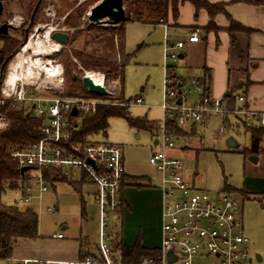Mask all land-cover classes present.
Here are the masks:
<instances>
[{
    "label": "rangeland",
    "instance_id": "1",
    "mask_svg": "<svg viewBox=\"0 0 264 264\" xmlns=\"http://www.w3.org/2000/svg\"><path fill=\"white\" fill-rule=\"evenodd\" d=\"M0 2L4 7L0 26L11 24L14 29L9 30V36L19 42L14 56L25 47L23 45L26 39L29 42L35 34L41 39L48 29H54L53 33L68 34L69 40L65 45L59 44L61 46L59 52L45 57L46 60H56L64 67L67 94L69 90L72 91L70 74L74 70L78 69L81 72L77 75L81 82L85 73H106L115 64L114 62L119 67L123 62L127 63L123 82L121 76L117 80L110 78L111 80L107 82L112 94L107 97L108 102L122 108L128 107L127 112L133 119L145 120L155 125L157 129L151 134L145 130L131 128L123 118L113 117L108 121L106 134L91 136L90 141L123 146L127 174L141 185L161 187L162 175L150 164V158L153 151L160 149V146H155V142H162L159 128L162 127L165 119L162 105L166 89V67H175L176 74L185 81L181 91L185 94L187 98L185 104L189 107H193L200 100L201 92L193 84V79L190 80L191 72L185 66L184 60L178 59L177 62H172L165 57L164 26L131 22L134 21L136 12L143 8L145 0H123L125 22L117 26L89 22L88 16L91 10L102 0H0ZM122 28H125V33L122 32ZM38 29L40 32L36 31ZM168 35L170 41L176 42L182 39L181 33L174 30H169ZM51 42L56 44L54 40ZM3 46L0 40V49ZM173 52L181 54L179 50H171L169 54ZM26 56H32V51L28 50ZM98 58L110 61L108 63L110 66L88 69L83 64L90 59L95 61ZM5 68H1L0 77L4 73L7 75ZM179 80V78L174 80V84ZM92 98L101 99L100 96ZM137 99L142 100L141 105L135 104ZM121 101H125L124 104ZM222 107L224 113L213 114L204 123H197L198 125L194 127H190L191 125L184 127L183 136L175 139V147L168 154L180 160L186 170L185 181L198 190L213 195L223 193L226 187L240 190L242 193L261 191L256 189L264 186L263 180L256 179L259 177H255L249 171L252 167L261 168V163L257 162V166H254L255 163L249 160V156L245 157L241 154L250 148L251 132L245 127L241 118L234 115L233 110H226L225 105ZM231 139L239 144L237 149L229 148ZM78 180L79 174H75L74 181ZM95 194L96 187L93 184L58 183L55 189L43 194L40 204L23 206L18 203L19 192L6 190L2 198L3 204L18 206L21 209L33 208L37 213L39 237L35 240L20 241L12 257L0 261V264H16V261L24 259L77 261L81 243L86 245L87 241L94 245L98 243L99 206ZM231 195L243 204L245 227L243 234L250 240L249 258L245 264H264V206L262 205L264 199L249 200L251 196L239 193ZM45 207H55L57 211L49 212ZM156 219L150 218L143 223L138 222L136 218L130 219V223H127V238L137 237L140 228L148 222L158 227L160 222ZM58 233H63L65 239H54V235ZM150 234L153 247H159L160 229L151 230Z\"/></svg>",
    "mask_w": 264,
    "mask_h": 264
},
{
    "label": "built area",
    "instance_id": "2",
    "mask_svg": "<svg viewBox=\"0 0 264 264\" xmlns=\"http://www.w3.org/2000/svg\"><path fill=\"white\" fill-rule=\"evenodd\" d=\"M164 28L165 57L172 62H177L179 55L174 52L169 54L171 50H181L186 44H198L201 40L199 31L195 30L189 33L185 42L171 43L169 28L167 25ZM14 58L15 56L7 64V74ZM43 63L61 68L51 82H44V73L37 81L18 80L6 91L7 75L0 77V132L8 130L11 124L7 114L2 111L8 103L45 120L38 129L42 135L39 142L27 149L10 150L12 159L21 170L29 168L22 175L23 182L17 190L20 194L18 203L31 206L41 202L43 194L52 189L44 175L47 170L60 173L72 181L74 175L79 174L76 182L96 187L95 200L100 213L98 251L96 257H89L84 261L24 259L16 261V264H126L122 261L121 252L114 243L115 235L110 228L113 219L120 218V211L124 207V148L106 142L88 141L84 145L71 143L72 132L82 120L94 115L100 105L110 102L105 101V98L67 97L62 64L52 59L44 60ZM171 72L167 66L162 105L165 117H176L179 125L185 126L201 123L204 118L225 112L221 101L212 98H203L195 106L189 107L185 104V94L182 91L179 94L178 84H174ZM98 74L102 79L101 85L110 93L106 76ZM193 84L196 88H201L198 82L193 81ZM239 100L243 101V98ZM135 104L141 105L142 100H135ZM74 109L77 110L76 117L72 116ZM233 113L236 117H241L245 127L249 129L264 128V113L245 109L235 110ZM75 122L78 127L74 126ZM159 130L162 142L158 141L160 149L151 155L150 164L162 175L160 264H169V253L176 256V261L172 264H245L249 258L250 241L243 234V204L231 194L213 195L186 182L182 163L168 154L175 147V139L167 131L165 122ZM89 160L94 165L89 164ZM46 210L54 212L57 208L48 207ZM54 238L63 240L64 234L59 233ZM141 264L151 263L143 260Z\"/></svg>",
    "mask_w": 264,
    "mask_h": 264
},
{
    "label": "trees",
    "instance_id": "3",
    "mask_svg": "<svg viewBox=\"0 0 264 264\" xmlns=\"http://www.w3.org/2000/svg\"><path fill=\"white\" fill-rule=\"evenodd\" d=\"M184 3H190L191 5H193L196 8L197 12H199L200 10H205L212 20L216 15L225 13V5L211 4L206 0H145L143 8L136 12V17L134 21L131 22H137L152 26H168L169 14L172 13L173 18L177 19L179 17L180 7ZM255 3L262 2L257 0L255 1ZM122 29V32L125 33V28ZM205 30L216 31L217 27L212 21L207 26V28H205ZM229 31L233 36L236 31H246V29L239 24L232 22ZM0 40L4 44L3 48L0 49V62L3 64L5 61L9 62L14 57L19 42L12 36L4 37L0 35ZM101 62L104 64H102ZM109 62L110 61H107L105 59L98 58L95 61L90 59V61H86L83 64L88 69L91 67H96L94 69H97L109 67ZM114 63L115 64L112 65L111 69H109L106 73H100L104 74L107 80H111L110 78L117 80L121 76L123 82L124 68L127 63L123 62L121 67H119L116 62ZM169 69H171L172 71L170 73L171 78L173 80H177L178 78L175 74V67H169ZM79 73L81 72H79L78 69L71 72L70 83L72 86V91L69 90L67 97H96L89 94L78 79H74V75H79ZM197 82L202 88L200 100H202L203 98H211V72L208 69H205L204 76ZM177 84L178 91L180 92V86L183 84ZM71 86L69 87V89H71ZM105 99H107L105 101H109L108 98ZM124 102L121 101L122 104H124ZM128 109V107L122 108L121 106L113 104L100 105L94 115L86 116L80 123L79 127L77 126L78 128L73 130L71 143H81L82 145H84L88 141H90L91 136L100 133L106 134L108 121L113 117H120L125 119L131 128L145 130L151 134H154L155 130L157 129L155 125L145 120L133 119L130 116L129 112H127ZM2 111L3 113L7 114L11 122L8 130L0 132V261H5L12 257L15 247L20 241L35 240L39 237V218L33 208L21 209L18 206H7L3 204L2 198L6 190L10 189L13 191H17L20 188V184L23 182L21 168L11 157V148L27 149L39 142L42 138V135L39 133L38 129L40 126H42L45 120L44 118L34 117L33 115L26 113L23 108H17V106H14L10 103L6 104L2 108ZM209 118L210 117L204 118L201 124ZM164 122L167 131L176 140L180 139L183 136L182 134L184 133V127H187L188 125H191L190 127L198 125L196 123H191L185 126H181L179 125L176 117H165ZM249 130L252 135L251 145L250 148L246 149L241 154H243L245 157H250L264 153V128ZM69 147L71 148V145ZM44 175L46 177V182L48 184L51 183L52 189H55L58 183H79L65 178L60 173L49 172L48 170L44 172ZM123 186L125 188L130 186L138 188L146 187L134 181L133 177L127 176L124 177ZM234 192H238V190H235L231 187H226L223 191V193L227 194H232ZM243 195L246 196V194L244 193ZM119 216L121 217V214H119ZM118 219L119 218H117L116 220L118 221ZM114 235V243L117 245L118 250L121 252L123 263L141 264L143 260H146L151 264H160L161 252L159 249H147L142 247V242L139 238L137 239V242L133 247H123L120 239V233H118V231L116 230ZM96 256V254H89L79 251L78 260L84 261L89 257Z\"/></svg>",
    "mask_w": 264,
    "mask_h": 264
},
{
    "label": "crops",
    "instance_id": "4",
    "mask_svg": "<svg viewBox=\"0 0 264 264\" xmlns=\"http://www.w3.org/2000/svg\"><path fill=\"white\" fill-rule=\"evenodd\" d=\"M206 1L211 4L225 5V13L216 15L212 20L205 10L197 12L193 5L184 3L180 7L179 17L177 19L173 18L172 13L169 14L168 18L169 30L180 32L182 35V39L176 42H185V38L189 33L195 30L199 31L201 40L198 44H186L183 49L179 50L181 52L180 55L184 56L181 60H184L185 66L190 69V80L193 79V81L197 82L204 76L205 69H208L212 75L210 93L212 99L220 100L222 106L225 105L226 110L235 111V109H245L264 113V0H259L262 3H255L257 0ZM212 21L216 25L217 30H205ZM232 22L239 24L245 28L246 31H236L232 36L229 31ZM171 41L172 43H176L173 40ZM176 76L180 79L178 83L183 84L180 86L182 88L185 81L177 74ZM197 89L202 93V88ZM233 95H235L234 98L232 97ZM239 98H243V101H240ZM154 152L155 151H153V153ZM256 157H259L257 162L261 163V168L252 167V170L249 171L255 177H259L256 179L263 180L264 182V153ZM257 162L254 166H257ZM126 176L131 177L127 172ZM247 185L248 184H246V186ZM150 187L138 188L130 186L126 187L124 190V207L120 211L121 217H118V221L116 220L117 218H114L110 227L113 234L116 230L120 233L123 247H133L137 242V238L141 239L142 247L144 248L159 249L161 246L160 243L159 247H153L151 244L150 231L160 229L161 242L163 196L160 185L157 188ZM256 190L261 191H256V193L247 191L244 194L248 197L251 196L249 198L247 197L249 200L257 198L263 200L264 186ZM240 192L241 191L238 190V192L234 193L243 195V193ZM142 193H144V195ZM42 197H44V195ZM41 200H43V198ZM40 203H36L35 205ZM262 205L264 206V204ZM45 208L47 209L48 207ZM132 218L138 219V222L141 223L149 221L150 218H157L156 221H159L160 224L156 227L157 225L148 222L140 228L137 237L135 236L134 238L128 239L126 231L127 223H130L129 220ZM242 220L244 221V218H242ZM64 229H66V227H64ZM87 242V245L81 243L79 247L80 252L96 254L98 251V243L94 245L89 241ZM74 261L76 260H65V262Z\"/></svg>",
    "mask_w": 264,
    "mask_h": 264
},
{
    "label": "bare ground",
    "instance_id": "5",
    "mask_svg": "<svg viewBox=\"0 0 264 264\" xmlns=\"http://www.w3.org/2000/svg\"><path fill=\"white\" fill-rule=\"evenodd\" d=\"M53 31L54 29H48L42 39L40 36L37 37L36 34L33 35L28 44L15 56L10 64L7 78L5 80L6 91H8L7 89L11 88L18 80L37 81L39 77L45 73L46 79L44 82L46 80H50L51 82L53 81V78L57 76V72L61 68L55 66L51 67L50 65H44L43 63L44 59L46 60L45 57H49L53 55V53L59 52L61 49L59 44L51 42V34ZM28 50L32 51V56H26ZM88 76L92 78L95 84H102V79L99 74L91 72L88 73Z\"/></svg>",
    "mask_w": 264,
    "mask_h": 264
},
{
    "label": "water",
    "instance_id": "6",
    "mask_svg": "<svg viewBox=\"0 0 264 264\" xmlns=\"http://www.w3.org/2000/svg\"><path fill=\"white\" fill-rule=\"evenodd\" d=\"M3 8H4L3 3L0 2V17H2L3 15ZM88 20L92 24L109 23L114 26H117L118 24L125 22V9H124L123 0H102V2L99 5H97L91 10L88 16ZM10 29H14V27L11 24L1 25L0 35L4 37H8ZM51 38L60 45H65L69 40L68 34L63 32H54L51 34ZM27 44H28V39H26L23 46H26ZM183 57L184 56L182 55L179 56L180 59H183ZM7 63L8 61H6L5 64ZM74 79H78V76L76 74L74 75ZM81 83L89 94L100 96L101 98H107L110 95L109 91H107L104 86L95 84L92 78H90L88 75H84L81 78ZM179 93H181V91ZM178 104L179 105L181 104L180 100ZM72 116L74 117L77 116L76 109L73 110ZM74 126L75 127L78 126L77 122H75ZM157 144L158 141L155 142V146ZM238 147L239 144L234 139H231L229 141L230 149H237ZM249 160L253 163H256L258 161V157L250 156ZM88 163L94 165L91 160H89ZM28 170L29 168H23L21 170L22 175ZM175 261H176V256L173 253H169L168 263L172 264Z\"/></svg>",
    "mask_w": 264,
    "mask_h": 264
},
{
    "label": "flooded vegetation",
    "instance_id": "7",
    "mask_svg": "<svg viewBox=\"0 0 264 264\" xmlns=\"http://www.w3.org/2000/svg\"><path fill=\"white\" fill-rule=\"evenodd\" d=\"M5 63H6V61L3 64L0 62V70H1L2 67H4V68L6 67Z\"/></svg>",
    "mask_w": 264,
    "mask_h": 264
}]
</instances>
